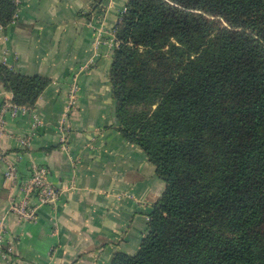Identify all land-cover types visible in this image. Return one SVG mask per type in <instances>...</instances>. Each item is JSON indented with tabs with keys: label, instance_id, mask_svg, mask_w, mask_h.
<instances>
[{
	"label": "trees",
	"instance_id": "trees-1",
	"mask_svg": "<svg viewBox=\"0 0 264 264\" xmlns=\"http://www.w3.org/2000/svg\"><path fill=\"white\" fill-rule=\"evenodd\" d=\"M15 14L0 0V25ZM116 41L119 130L166 188L110 264H264V0H128ZM0 82L21 106L50 83L6 64Z\"/></svg>",
	"mask_w": 264,
	"mask_h": 264
},
{
	"label": "crops",
	"instance_id": "crops-1",
	"mask_svg": "<svg viewBox=\"0 0 264 264\" xmlns=\"http://www.w3.org/2000/svg\"><path fill=\"white\" fill-rule=\"evenodd\" d=\"M127 1L25 0L14 21L0 25V64L50 81L34 106L43 122L35 138L22 144L32 126L30 113L7 111L0 152L21 175L32 163L47 166L60 190L59 200L40 208L35 221L20 220L10 211L17 185L4 182L0 159L2 245L12 247L14 264H110L118 252L133 255L165 191L156 167L122 135L116 116L111 31ZM101 24L105 32L96 47ZM87 63L89 69L78 75V106L66 114L70 83ZM5 100L12 95L0 82V109ZM63 117L71 128L67 148L60 142ZM0 264H6L1 254Z\"/></svg>",
	"mask_w": 264,
	"mask_h": 264
},
{
	"label": "built area",
	"instance_id": "built-area-1",
	"mask_svg": "<svg viewBox=\"0 0 264 264\" xmlns=\"http://www.w3.org/2000/svg\"><path fill=\"white\" fill-rule=\"evenodd\" d=\"M25 0H12L16 6V14H18L20 8L22 7ZM126 12V7L121 11L118 17L117 24L115 28L111 31V43L116 47V30L117 25L122 22L123 14ZM105 30L100 25L97 30L95 46H99L102 43V37ZM90 64L87 63L80 67L74 79L71 81L68 94H67V107L66 114L73 112L79 102L80 96V85L78 81V75L89 69ZM10 111L12 116H16L19 113H30L32 117V126L27 134V136L21 139L24 146L30 145L32 140L37 135L38 129L43 126V122L37 113L34 106H21L15 104L12 100H5L2 103L0 109V136L4 133L6 120L4 114ZM67 117V116H66ZM61 138L60 142L64 148H67V138L71 130L70 126L66 123V118L63 117L60 121ZM0 159L5 162L6 169L4 171V182L12 185H17V191L10 202V211L16 214L20 220L32 222L37 219L38 212L40 208L45 205L56 203L60 197V190L55 187V185L50 180V170L45 165H40L37 163H32L29 166L27 174L21 175L20 170L10 160L6 159L5 156L0 152ZM5 221L4 218L0 222V254L3 255L6 264H14L10 254L12 252V247H7L5 250L2 245V236L5 235Z\"/></svg>",
	"mask_w": 264,
	"mask_h": 264
},
{
	"label": "rangeland",
	"instance_id": "rangeland-1",
	"mask_svg": "<svg viewBox=\"0 0 264 264\" xmlns=\"http://www.w3.org/2000/svg\"><path fill=\"white\" fill-rule=\"evenodd\" d=\"M145 106H138V105H135L131 110L133 111V112H136V111H141L142 109H145L144 108ZM118 119V118H117ZM118 124H119V120H118ZM166 188V187H165Z\"/></svg>",
	"mask_w": 264,
	"mask_h": 264
}]
</instances>
